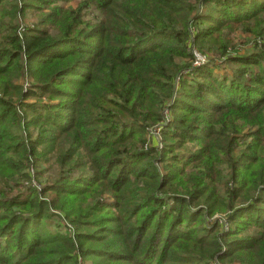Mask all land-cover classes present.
Segmentation results:
<instances>
[{
    "label": "trees",
    "instance_id": "trees-1",
    "mask_svg": "<svg viewBox=\"0 0 264 264\" xmlns=\"http://www.w3.org/2000/svg\"><path fill=\"white\" fill-rule=\"evenodd\" d=\"M0 264H264V0H0Z\"/></svg>",
    "mask_w": 264,
    "mask_h": 264
},
{
    "label": "rangeland",
    "instance_id": "rangeland-1",
    "mask_svg": "<svg viewBox=\"0 0 264 264\" xmlns=\"http://www.w3.org/2000/svg\"><path fill=\"white\" fill-rule=\"evenodd\" d=\"M76 1H71L69 3L66 4V6H71L73 7L75 5ZM32 14V13H31ZM31 14L23 17V20H21L22 23H26L29 24L31 22H34L36 19L35 17H33ZM245 30H243L242 28H239L237 30H235L234 32H231L229 39L231 38L232 42L229 43V46H234L233 50H239L241 52H244L246 49H250L251 47H254V44H257L255 42L254 36H252V34L250 33H246L244 32ZM216 60H219L218 58H215ZM222 60V59H221ZM217 62V61H216ZM194 65H196L195 63H193ZM228 64H221V66L223 68H226V70L229 69V66H227ZM27 75L23 74V78L22 79V85L23 86H27L28 84H30V80L26 79ZM21 84V81H18ZM156 135V140L158 142V144L160 145L161 139H160V135L159 133L155 132L154 133ZM33 169L34 172L30 171V169ZM27 172H29V175H31V184L38 188L44 184H46L47 182H49L51 179L54 178L55 174H56V168L54 166H50L48 164H37V165H30L27 168ZM34 176V177H33ZM27 183V182H25ZM56 211V210H54ZM58 213L61 214V212L56 211ZM66 226V224H65Z\"/></svg>",
    "mask_w": 264,
    "mask_h": 264
},
{
    "label": "built area",
    "instance_id": "built-area-1",
    "mask_svg": "<svg viewBox=\"0 0 264 264\" xmlns=\"http://www.w3.org/2000/svg\"><path fill=\"white\" fill-rule=\"evenodd\" d=\"M193 56H194V62L193 63H195V64H200L201 62H204L205 60H206V57H205V55H203V54H201V53H199L197 50H195L194 48H193ZM158 129H159V127L157 126L156 127V130H154V129H152V128H150L149 130H150V133H155V132H157L158 133ZM155 135V134H154ZM155 137H156V135H155ZM30 171H32V172H34L33 171V169L31 168L30 169ZM34 177V176H33ZM68 228H69V230H70V225L68 224Z\"/></svg>",
    "mask_w": 264,
    "mask_h": 264
}]
</instances>
